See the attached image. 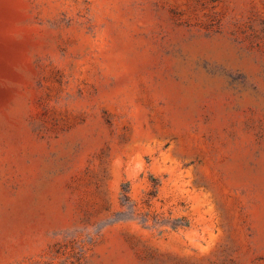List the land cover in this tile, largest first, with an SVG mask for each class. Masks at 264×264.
Masks as SVG:
<instances>
[{"label":"rangeland","instance_id":"374dc122","mask_svg":"<svg viewBox=\"0 0 264 264\" xmlns=\"http://www.w3.org/2000/svg\"><path fill=\"white\" fill-rule=\"evenodd\" d=\"M0 264H264V0H0Z\"/></svg>","mask_w":264,"mask_h":264}]
</instances>
